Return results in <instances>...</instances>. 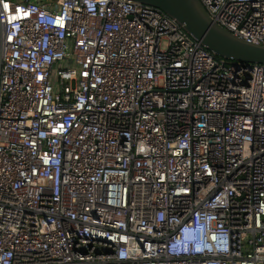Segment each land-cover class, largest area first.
Segmentation results:
<instances>
[{
    "label": "built area",
    "instance_id": "built-area-1",
    "mask_svg": "<svg viewBox=\"0 0 264 264\" xmlns=\"http://www.w3.org/2000/svg\"><path fill=\"white\" fill-rule=\"evenodd\" d=\"M264 46V0H201ZM0 264H264V65L129 0H0Z\"/></svg>",
    "mask_w": 264,
    "mask_h": 264
},
{
    "label": "water",
    "instance_id": "water-1",
    "mask_svg": "<svg viewBox=\"0 0 264 264\" xmlns=\"http://www.w3.org/2000/svg\"><path fill=\"white\" fill-rule=\"evenodd\" d=\"M155 7L175 20L206 49L244 66L264 65V46L249 43L215 23L201 0H129Z\"/></svg>",
    "mask_w": 264,
    "mask_h": 264
}]
</instances>
